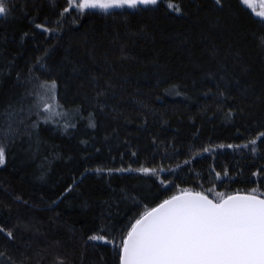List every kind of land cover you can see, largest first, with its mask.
Listing matches in <instances>:
<instances>
[{"label":"trees","instance_id":"trees-1","mask_svg":"<svg viewBox=\"0 0 264 264\" xmlns=\"http://www.w3.org/2000/svg\"><path fill=\"white\" fill-rule=\"evenodd\" d=\"M11 3L0 17V264H118L111 245L88 237L115 234L180 188L264 191V173L252 176L264 144L255 155L216 147L264 130V22L241 0L63 17L66 0ZM37 58L33 74L57 82L74 128L31 126L26 80ZM21 107L5 139L7 112ZM208 145L213 153L192 159ZM141 166L174 170L159 173L168 189L156 176L115 171ZM211 168L229 176L210 182Z\"/></svg>","mask_w":264,"mask_h":264},{"label":"snow or ice","instance_id":"snow-or-ice-1","mask_svg":"<svg viewBox=\"0 0 264 264\" xmlns=\"http://www.w3.org/2000/svg\"><path fill=\"white\" fill-rule=\"evenodd\" d=\"M162 2L163 0H66L61 17L72 10L79 15H84L89 10H98L105 15L112 14V10L115 9L154 10ZM213 2L217 7L224 6L223 0ZM241 3L264 22V0H260L259 11L253 6L254 0H241ZM14 7L11 0H0V17L6 18ZM166 8L177 15L183 14L178 3L168 2ZM57 24L59 25L60 21H57ZM36 28L44 33L53 31L43 24H36ZM259 46L264 48V40ZM41 59L37 58L33 68H29L30 78L26 80V84L31 86L26 88V94L34 97L27 109L28 118L30 119L32 115L37 117V121L31 126L37 127L42 121L45 124L57 125L63 122L65 130L74 128L76 125L68 120L70 113L65 111L58 101L57 82L41 80L39 76L33 74L34 69L38 71L43 68ZM23 111L21 107L19 111L7 112L9 123L3 130L5 139L15 136L13 123ZM19 122L24 123V119H20ZM91 126L95 127L94 124ZM260 128H264V123H261ZM261 144H264V130H257L244 144H220L216 147L248 149L255 155ZM214 151L211 145L201 146L200 151L195 152L192 159ZM6 156V148L0 144V166L5 164ZM184 163L190 164L191 159ZM115 171H139L159 179L160 172L174 170L141 166L139 169L129 167ZM112 172V169H108L109 175ZM211 172L215 175L211 177L210 182L220 181L223 177L229 176L227 169L217 172L211 168ZM261 173H264V168L253 172L252 176L260 177ZM170 183L159 179L160 186L166 190ZM133 219L134 222L130 221L113 235L95 234L90 235L88 240L111 245L116 250L118 264H264V191L260 188L254 187L246 192L232 193L217 192L215 188L207 191L180 188L176 194L161 199L154 207H146L138 218ZM104 231L100 230L101 233ZM7 235L11 238L12 234L9 232Z\"/></svg>","mask_w":264,"mask_h":264},{"label":"rangeland","instance_id":"rangeland-1","mask_svg":"<svg viewBox=\"0 0 264 264\" xmlns=\"http://www.w3.org/2000/svg\"><path fill=\"white\" fill-rule=\"evenodd\" d=\"M259 4H260V0H254V7L256 8V11H259L260 10V7H259ZM245 6V5H244ZM252 14H253V16L255 17V18H257V19H260V18H258V17H256L255 16V13L254 12H252V10L250 9V8H248L247 6H245ZM115 10H117V9H115ZM121 10V9H120ZM122 10H126V8L125 9H122ZM131 10H134V9H131ZM136 10V9H135ZM89 11H93V10H89ZM95 11H98V10H95ZM66 15L67 16H69V15H72V16H75V15H78V13L75 11V10H72V11H70L69 13H66Z\"/></svg>","mask_w":264,"mask_h":264}]
</instances>
